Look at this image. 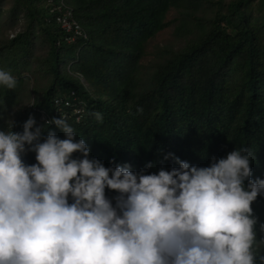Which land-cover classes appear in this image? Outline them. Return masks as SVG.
<instances>
[{
    "label": "trees",
    "instance_id": "16d2710c",
    "mask_svg": "<svg viewBox=\"0 0 264 264\" xmlns=\"http://www.w3.org/2000/svg\"><path fill=\"white\" fill-rule=\"evenodd\" d=\"M61 2L86 40L66 41L50 12ZM172 24L181 45L159 50L148 72L139 64L144 46ZM0 70L16 80L13 89L0 85V131L22 133L32 116L40 142L49 132L64 139L38 110L49 116L54 98L75 91L85 113L65 122L105 167L158 174L178 168L174 158L208 167L244 149L251 178L264 180V0H0ZM23 160L35 164V153ZM251 207L256 264H264V194Z\"/></svg>",
    "mask_w": 264,
    "mask_h": 264
},
{
    "label": "clouds",
    "instance_id": "9594fccd",
    "mask_svg": "<svg viewBox=\"0 0 264 264\" xmlns=\"http://www.w3.org/2000/svg\"><path fill=\"white\" fill-rule=\"evenodd\" d=\"M0 85L16 80L0 70ZM65 121L51 122L64 139L49 132L40 142L32 116L22 133L0 131V264H256L251 205L264 180L251 178L250 153L208 167L174 158L179 167L158 174L108 168Z\"/></svg>",
    "mask_w": 264,
    "mask_h": 264
},
{
    "label": "built area",
    "instance_id": "2783aa9c",
    "mask_svg": "<svg viewBox=\"0 0 264 264\" xmlns=\"http://www.w3.org/2000/svg\"><path fill=\"white\" fill-rule=\"evenodd\" d=\"M51 13L57 12L59 15L56 21L60 29L66 34V41L68 43L75 42L77 39H87V34L74 18V14L71 8L66 7L63 2L56 5L51 3ZM53 111L47 116L44 111L41 112L42 119L50 124L54 119H73L75 122H79L84 113V102L77 94L72 91L64 98H56L53 101ZM51 118V120H50Z\"/></svg>",
    "mask_w": 264,
    "mask_h": 264
},
{
    "label": "rangeland",
    "instance_id": "374dc122",
    "mask_svg": "<svg viewBox=\"0 0 264 264\" xmlns=\"http://www.w3.org/2000/svg\"><path fill=\"white\" fill-rule=\"evenodd\" d=\"M8 8V4H5L3 7V10ZM177 17V13L174 10H171L168 12L166 16V20H174V18ZM175 25V24H174ZM174 25H170L163 29L162 31L158 32L153 38L148 40L144 46V54L141 57L139 64L143 67H148L147 71H150L151 64L156 61L155 55L159 50H161L165 46H172L177 47L181 45V42L176 39L174 35ZM20 29L17 28L15 32L9 31L8 36L10 38L14 37V34L18 32ZM43 50L38 51V54H42ZM68 68V67H67ZM45 81V80H44ZM43 81V84L45 83ZM80 82L84 85L85 88L89 89L86 82L83 80V78H80ZM32 100V97L29 98V101Z\"/></svg>",
    "mask_w": 264,
    "mask_h": 264
}]
</instances>
